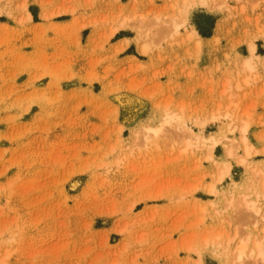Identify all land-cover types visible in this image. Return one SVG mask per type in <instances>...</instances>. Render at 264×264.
I'll list each match as a JSON object with an SVG mask.
<instances>
[{
  "label": "rangeland",
  "instance_id": "374dc122",
  "mask_svg": "<svg viewBox=\"0 0 264 264\" xmlns=\"http://www.w3.org/2000/svg\"><path fill=\"white\" fill-rule=\"evenodd\" d=\"M189 1L0 0V264H264V0Z\"/></svg>",
  "mask_w": 264,
  "mask_h": 264
},
{
  "label": "bare ground",
  "instance_id": "6f19581e",
  "mask_svg": "<svg viewBox=\"0 0 264 264\" xmlns=\"http://www.w3.org/2000/svg\"><path fill=\"white\" fill-rule=\"evenodd\" d=\"M208 5H209V3L207 0H190L189 3L187 4V7L183 9V15L187 19L191 16V13L193 12V10L196 7H198V6L206 7ZM174 24L176 25L178 23L174 22ZM190 36L195 37L197 45L201 44L202 38L200 37V34L195 27H193L190 30ZM255 48H256L255 43L251 42L249 45L250 53H249V55H246V57L244 58V65L246 67H252V65H253L254 59L256 57ZM147 50H148V47L146 44H144L141 48V51L147 52ZM164 112H165L164 114H160V115L156 114L157 115L156 119H155V120H157L156 124H154V125L149 124V125L144 126V129H143L144 133H142L143 134L142 137L144 139V142H147V144H149L148 142H150L151 140L156 138L162 131H164L166 124L171 123V121L173 119H176L177 115L174 112H169V111H164ZM155 120H153V121H155ZM248 128H249V124L247 121H245L241 126V130L243 131V133H245V132H247ZM142 137L140 136V138H142ZM189 138H191V140ZM189 138L187 139V145L192 144L191 143L192 137H189ZM219 139H221V138L213 139V143L216 144L219 141ZM195 140H198V136L195 137ZM242 142H243V147L245 148V152L249 155L252 148H253V145H251L249 143V139H248L246 134H244ZM227 148H228L227 150H230V151H228V153L229 152L232 153L231 149H229V147H227ZM210 157H213V154H210ZM242 160H245V159L242 158ZM222 164H223V166L220 170L221 172L219 174V178H222L225 174L230 173L229 162L224 160L222 162ZM262 173L264 174V172H262ZM209 191L215 192L216 191L215 186L211 185V187L209 188ZM242 200H244L243 203L246 205V207L253 209V211H255L256 213H258L260 211L261 206L257 205L256 200H252V199L250 200L247 197H244ZM263 214H264V210H263ZM261 231L263 232L262 238L255 240V247L249 246L250 236H249V239H246L247 238L246 237L244 239H241L238 242V244L236 243V245L233 248V252H232V254H233L232 256H234L232 258V262H235V261L241 260L245 257L251 256L253 253L256 256V260H259V258H264V242H263V240H264V225L262 226ZM241 238H243V237H241ZM205 242H206V244L209 243L206 240H205ZM218 244H219V242H218ZM226 247H227V243H226ZM216 248H217V246L215 247V249ZM226 249H228V248H226Z\"/></svg>",
  "mask_w": 264,
  "mask_h": 264
},
{
  "label": "trees",
  "instance_id": "16d2710c",
  "mask_svg": "<svg viewBox=\"0 0 264 264\" xmlns=\"http://www.w3.org/2000/svg\"><path fill=\"white\" fill-rule=\"evenodd\" d=\"M202 34H204V33H202ZM204 35H206V34H204Z\"/></svg>",
  "mask_w": 264,
  "mask_h": 264
}]
</instances>
